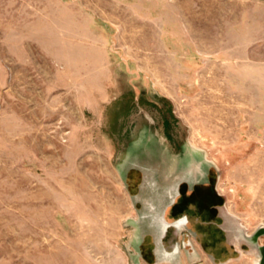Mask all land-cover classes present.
<instances>
[{"label":"rangeland","instance_id":"1","mask_svg":"<svg viewBox=\"0 0 264 264\" xmlns=\"http://www.w3.org/2000/svg\"><path fill=\"white\" fill-rule=\"evenodd\" d=\"M207 176L228 256L164 252ZM260 226L264 0H0V264H255Z\"/></svg>","mask_w":264,"mask_h":264},{"label":"flooded vegetation","instance_id":"2","mask_svg":"<svg viewBox=\"0 0 264 264\" xmlns=\"http://www.w3.org/2000/svg\"><path fill=\"white\" fill-rule=\"evenodd\" d=\"M166 132L167 138L171 139L170 133ZM127 173L126 180L134 181L135 185L137 179L134 178L136 175L138 178V172L129 170ZM220 203L221 198L215 192L208 176L204 181L190 183L181 180L178 182L174 194L164 204L160 215L162 225L160 239L163 251H168L166 246L169 248L172 246L173 251L177 247L173 246L174 244L171 242L173 234L170 236L168 231L166 232L167 227L170 226L173 227L172 230L178 229V232L183 229L191 232L201 247L207 250L212 257L225 258L228 256L229 246L226 244L228 229L223 223L225 218L220 213ZM150 240L149 236L144 235L140 242V250L147 256L149 255Z\"/></svg>","mask_w":264,"mask_h":264},{"label":"water","instance_id":"3","mask_svg":"<svg viewBox=\"0 0 264 264\" xmlns=\"http://www.w3.org/2000/svg\"><path fill=\"white\" fill-rule=\"evenodd\" d=\"M260 227L262 228L261 232L264 233V226H260ZM257 248L259 249L260 254L255 264H264V242L262 244L257 245Z\"/></svg>","mask_w":264,"mask_h":264}]
</instances>
